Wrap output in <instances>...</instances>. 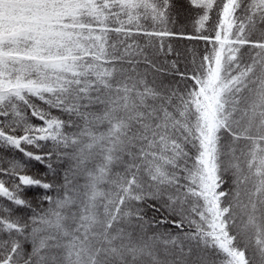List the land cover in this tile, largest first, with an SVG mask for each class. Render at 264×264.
<instances>
[{
	"label": "snow or ice",
	"instance_id": "1",
	"mask_svg": "<svg viewBox=\"0 0 264 264\" xmlns=\"http://www.w3.org/2000/svg\"><path fill=\"white\" fill-rule=\"evenodd\" d=\"M0 264H264V0H0Z\"/></svg>",
	"mask_w": 264,
	"mask_h": 264
},
{
	"label": "trees",
	"instance_id": "2",
	"mask_svg": "<svg viewBox=\"0 0 264 264\" xmlns=\"http://www.w3.org/2000/svg\"><path fill=\"white\" fill-rule=\"evenodd\" d=\"M188 31L191 30L190 26L187 29ZM203 41H187V40H179V41H174V46L179 47L183 49L186 45L191 47V46H197L201 51L203 50ZM35 164V162H33ZM35 168H41L39 165H35ZM35 168L33 170H35ZM35 193V190H32V194Z\"/></svg>",
	"mask_w": 264,
	"mask_h": 264
}]
</instances>
